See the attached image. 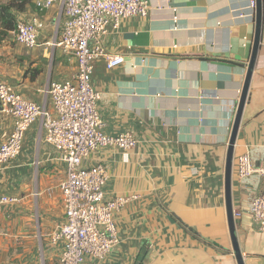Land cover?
Listing matches in <instances>:
<instances>
[{
  "label": "crops",
  "instance_id": "0c3cea01",
  "mask_svg": "<svg viewBox=\"0 0 264 264\" xmlns=\"http://www.w3.org/2000/svg\"><path fill=\"white\" fill-rule=\"evenodd\" d=\"M6 1V0H1ZM252 0H146L147 14L110 24L101 42L122 55L108 68L92 60L91 84L100 93L102 132H130L131 150L95 149L82 166L106 170L104 200L132 197L114 212L119 243L88 264H237L226 213L224 176L231 129L245 83L255 34ZM261 31L246 100L232 149L231 207L238 247L246 259L264 256V234L252 221V197L264 178H240L238 156L258 164L264 150V0ZM17 21L37 17L38 46L10 32L0 43V82L51 108L52 82H68L76 58L55 46L61 3L42 10L28 0ZM13 118L0 102V144ZM40 118L25 131L20 152L0 166V195L17 198L0 212V264H57L65 222L58 184L62 154L44 140Z\"/></svg>",
  "mask_w": 264,
  "mask_h": 264
},
{
  "label": "built area",
  "instance_id": "2783aa9c",
  "mask_svg": "<svg viewBox=\"0 0 264 264\" xmlns=\"http://www.w3.org/2000/svg\"><path fill=\"white\" fill-rule=\"evenodd\" d=\"M54 0H35L42 10ZM63 11V26L55 46L70 52L77 61V72L68 82H52L46 88L51 108L12 91L0 82V102L13 118V128L0 144V166L20 152L27 128L41 119L44 140L62 154L65 177L58 187L62 195L65 222L53 232L51 241L63 240L64 248L57 264H88L86 257L103 259L119 243L114 212L132 197L104 200L106 170L102 164L82 166V160L100 147L131 150L137 140L130 132L106 135L97 110L100 93L91 84L92 60L104 56L108 68L120 65L122 55L105 52L101 38L111 24L118 26L128 16H145L146 0H57ZM255 6V0L251 1ZM37 17L17 22L14 39L26 48L38 46ZM236 171L240 178L258 175L264 178V150L258 164L247 152L238 156ZM17 198L0 195V212ZM249 212L257 230L264 234V187L250 202ZM240 214L234 212L233 216Z\"/></svg>",
  "mask_w": 264,
  "mask_h": 264
},
{
  "label": "water",
  "instance_id": "95a60500",
  "mask_svg": "<svg viewBox=\"0 0 264 264\" xmlns=\"http://www.w3.org/2000/svg\"><path fill=\"white\" fill-rule=\"evenodd\" d=\"M261 0H255V34L253 39V46L251 51V57L249 60L247 75L245 79V83L242 89V93L240 96L239 104L236 111V116L234 119V123L231 129L230 139H229V145L227 149V155H226V164H225V176H224V191H225V200H226V213H227V220H228V229L230 234V239L232 242V249L233 254L235 256L237 264H264V256H261L258 260H254L253 258L245 259L238 247L237 239H236V232L234 227V218H233V212L231 207V163H232V149L233 144L235 141L236 133L238 130V126L240 123V118L242 114V109L244 102L246 100L247 95V89L249 85V79L252 72L254 60L256 57V51L258 48V43L260 39V31H261Z\"/></svg>",
  "mask_w": 264,
  "mask_h": 264
},
{
  "label": "trees",
  "instance_id": "16d2710c",
  "mask_svg": "<svg viewBox=\"0 0 264 264\" xmlns=\"http://www.w3.org/2000/svg\"><path fill=\"white\" fill-rule=\"evenodd\" d=\"M28 0H0V43L17 25V13L24 9Z\"/></svg>",
  "mask_w": 264,
  "mask_h": 264
}]
</instances>
